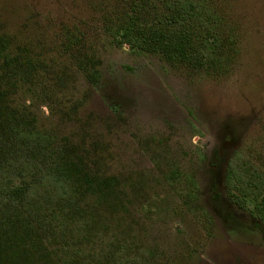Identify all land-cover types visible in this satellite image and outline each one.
I'll return each mask as SVG.
<instances>
[{
	"label": "rangeland",
	"instance_id": "obj_1",
	"mask_svg": "<svg viewBox=\"0 0 264 264\" xmlns=\"http://www.w3.org/2000/svg\"><path fill=\"white\" fill-rule=\"evenodd\" d=\"M131 1L0 0V31L35 66L16 100L79 145L92 174L117 178L103 220L149 264H264V226L224 184L236 150L264 160V0H212L237 33L220 73L106 36L101 26ZM173 163L197 180L196 200L164 179Z\"/></svg>",
	"mask_w": 264,
	"mask_h": 264
},
{
	"label": "trees",
	"instance_id": "obj_2",
	"mask_svg": "<svg viewBox=\"0 0 264 264\" xmlns=\"http://www.w3.org/2000/svg\"><path fill=\"white\" fill-rule=\"evenodd\" d=\"M101 29L135 53H157L172 66L215 73L224 70L237 42L234 27L212 0H133ZM66 38L71 43L77 33ZM15 45L13 36L0 31V264H89L93 256L98 264H149L145 249L118 241L103 220L105 210L116 209L111 195L117 178L92 174L79 145L39 126L29 105L16 100L35 66L28 51ZM262 161L236 150L224 184L229 200L264 226ZM164 179L196 200L197 180L177 163Z\"/></svg>",
	"mask_w": 264,
	"mask_h": 264
},
{
	"label": "flooded vegetation",
	"instance_id": "obj_3",
	"mask_svg": "<svg viewBox=\"0 0 264 264\" xmlns=\"http://www.w3.org/2000/svg\"><path fill=\"white\" fill-rule=\"evenodd\" d=\"M198 130H199V129H198ZM200 132H201V131H200ZM194 135L202 136V132H201V133L197 132L196 134L194 133Z\"/></svg>",
	"mask_w": 264,
	"mask_h": 264
}]
</instances>
